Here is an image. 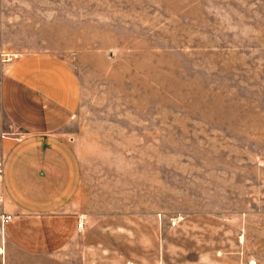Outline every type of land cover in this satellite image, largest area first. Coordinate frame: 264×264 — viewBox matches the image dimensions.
Returning <instances> with one entry per match:
<instances>
[{"label": "rangeland", "instance_id": "rangeland-1", "mask_svg": "<svg viewBox=\"0 0 264 264\" xmlns=\"http://www.w3.org/2000/svg\"><path fill=\"white\" fill-rule=\"evenodd\" d=\"M38 58L77 83L59 133L97 233L144 264H264V0H0V83Z\"/></svg>", "mask_w": 264, "mask_h": 264}, {"label": "crops", "instance_id": "crops-1", "mask_svg": "<svg viewBox=\"0 0 264 264\" xmlns=\"http://www.w3.org/2000/svg\"><path fill=\"white\" fill-rule=\"evenodd\" d=\"M77 89L68 66L40 58L0 83V264L152 262L141 249L152 244L109 239L76 210L81 160L59 132L71 124ZM3 213L13 219L3 223Z\"/></svg>", "mask_w": 264, "mask_h": 264}, {"label": "built area", "instance_id": "built-area-1", "mask_svg": "<svg viewBox=\"0 0 264 264\" xmlns=\"http://www.w3.org/2000/svg\"><path fill=\"white\" fill-rule=\"evenodd\" d=\"M0 200H1V195H0ZM13 219V215L12 214H9V213H3L1 215V220L3 223H7L9 221H11ZM178 222V220L176 219H173L171 221V225H176ZM84 222L82 220L79 221V228H81L83 226Z\"/></svg>", "mask_w": 264, "mask_h": 264}]
</instances>
